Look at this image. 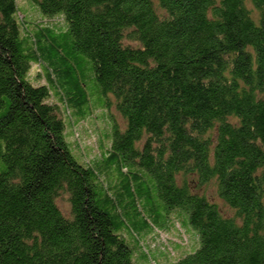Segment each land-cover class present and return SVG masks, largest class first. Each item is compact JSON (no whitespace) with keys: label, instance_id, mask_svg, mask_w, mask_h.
<instances>
[{"label":"trees","instance_id":"1","mask_svg":"<svg viewBox=\"0 0 264 264\" xmlns=\"http://www.w3.org/2000/svg\"><path fill=\"white\" fill-rule=\"evenodd\" d=\"M32 2L0 0V264H264V0ZM113 104L79 158L67 123ZM143 201L196 250L132 248Z\"/></svg>","mask_w":264,"mask_h":264},{"label":"rangeland","instance_id":"2","mask_svg":"<svg viewBox=\"0 0 264 264\" xmlns=\"http://www.w3.org/2000/svg\"><path fill=\"white\" fill-rule=\"evenodd\" d=\"M19 3L23 7L27 5L31 8L33 6L39 11L38 6L32 2V0H19ZM26 8L29 9L28 7ZM22 13L24 16H27V13L24 10H22ZM30 13L34 15L35 12L31 10ZM42 74L43 72L39 65H32L30 79L35 84L45 83ZM261 95L264 97V91ZM95 101L97 102V96ZM114 101L115 99L113 98V102ZM93 109L95 110L92 115L87 117V119L73 123V125L72 122H70V125L67 123L68 139L71 142L76 155L83 160H88L99 155L100 140L102 143L106 142L107 139L104 134L110 129L111 122H115L121 127H124L125 125L124 117L117 111L114 104L107 110L105 109L104 116H102V113L104 112L101 109L96 110L94 106H91V110ZM195 190L201 194H205L210 200L218 203L224 214L228 216L233 214L232 210L224 205L222 198L217 192V185L214 182L204 185L199 189L196 188ZM141 203L143 214L149 220L151 226L144 228V225H140L141 227L137 229V241H134L130 233V238H127L126 240L132 248L134 247L136 250L138 244L140 247V253L144 254L145 257L147 256V258H149L148 260L156 261L161 255H167L166 258L170 263L182 257L180 255L182 251L187 250L185 253V255H187L196 250V246H191V239L193 233L197 234V232L191 224H185L178 220V226L176 225L177 227H175L176 213L173 212L174 214L168 216L166 220L165 211H163L159 205L152 208L150 205L153 203L152 201H150V204L144 201ZM58 204L65 214H71V203L67 193H63L60 196ZM156 216L158 218H156ZM153 223H155V225ZM132 241H134L135 244H132ZM188 243L190 244L188 245ZM181 245L188 246L183 248ZM197 246H199V243ZM162 259L166 262L165 258L162 257ZM163 261L162 264H165Z\"/></svg>","mask_w":264,"mask_h":264}]
</instances>
